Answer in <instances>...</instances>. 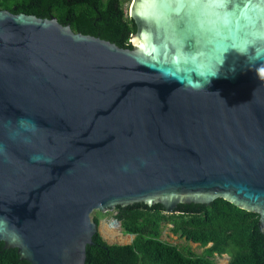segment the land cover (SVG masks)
<instances>
[{"label":"water","instance_id":"1","mask_svg":"<svg viewBox=\"0 0 264 264\" xmlns=\"http://www.w3.org/2000/svg\"><path fill=\"white\" fill-rule=\"evenodd\" d=\"M129 15L123 48L0 9V241L30 264H86L92 213L136 203L222 198L264 234V0Z\"/></svg>","mask_w":264,"mask_h":264},{"label":"trees","instance_id":"2","mask_svg":"<svg viewBox=\"0 0 264 264\" xmlns=\"http://www.w3.org/2000/svg\"><path fill=\"white\" fill-rule=\"evenodd\" d=\"M129 0H0V9L42 18L57 17L75 32L97 36L131 48L136 24L126 11ZM179 212H178V211ZM167 214L163 205L136 203L118 206L115 218L124 234H134L129 244H110L97 232L87 247L86 264H216L215 255L227 253L228 264H264V234L260 215L218 198L210 204H178ZM96 223L99 218L94 217ZM187 241L206 247L203 254L161 239L163 227ZM0 264H30L17 249L0 241Z\"/></svg>","mask_w":264,"mask_h":264},{"label":"rangeland","instance_id":"3","mask_svg":"<svg viewBox=\"0 0 264 264\" xmlns=\"http://www.w3.org/2000/svg\"><path fill=\"white\" fill-rule=\"evenodd\" d=\"M131 3H132V0H129L125 4L126 11L128 14H129V9H130ZM116 213L117 212L115 210L109 211V212L104 213V214L100 213L99 211H94L92 213V217L94 218L97 216L99 218V220H100V227H99L100 233L108 243H110V244H129L134 240V237L132 235L124 234L121 225H119L117 231H119L121 236L125 239L124 241H121V239H120L121 236H116V238H114L113 240L108 239L104 236V233L102 231L103 223L113 222L115 219ZM161 239L164 241H167L171 244L178 245L181 248H189L196 253H202L205 249L204 247H202L196 243H193L191 241H187L185 237H180L178 235H175L172 232V225L171 224H167L163 227ZM217 264H227V261L221 260V262L218 261Z\"/></svg>","mask_w":264,"mask_h":264},{"label":"bare ground","instance_id":"4","mask_svg":"<svg viewBox=\"0 0 264 264\" xmlns=\"http://www.w3.org/2000/svg\"><path fill=\"white\" fill-rule=\"evenodd\" d=\"M106 222V221H105ZM108 223V222H107ZM103 223L102 226V231L104 233V236L108 239L113 240L114 238H116V236H121V234L119 233V231H117L119 225L112 222V223ZM121 241H124L125 239L121 236Z\"/></svg>","mask_w":264,"mask_h":264},{"label":"flooded vegetation","instance_id":"5","mask_svg":"<svg viewBox=\"0 0 264 264\" xmlns=\"http://www.w3.org/2000/svg\"><path fill=\"white\" fill-rule=\"evenodd\" d=\"M177 208H178V206L175 208V210H174V212L173 213H175V212H177L178 210H177ZM177 210V211H176ZM165 212H166V210H165ZM179 212V211H178ZM167 213V212H166ZM173 213H167V214H173ZM100 221V220H99ZM110 223H112V222H110ZM127 235H129V234H127ZM197 244V243H196ZM198 245H200V244H198ZM201 246V245H200ZM202 247H204V246H202ZM204 248H206V247H204ZM205 250V249H204ZM192 251V250H191ZM194 252V251H193ZM196 253V252H195ZM204 253V251L202 252V253H197V254H203ZM214 260H215V262H216V264L218 263V261L219 262H221V260H225V261H227V264L229 263V261H230V256L227 254V253H224V254H222V255H215L214 256Z\"/></svg>","mask_w":264,"mask_h":264}]
</instances>
